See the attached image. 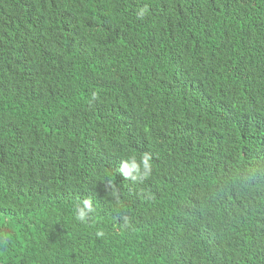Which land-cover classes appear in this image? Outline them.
Returning <instances> with one entry per match:
<instances>
[{
  "label": "trees",
  "instance_id": "obj_1",
  "mask_svg": "<svg viewBox=\"0 0 264 264\" xmlns=\"http://www.w3.org/2000/svg\"><path fill=\"white\" fill-rule=\"evenodd\" d=\"M46 2L0 0V264H264V0Z\"/></svg>",
  "mask_w": 264,
  "mask_h": 264
},
{
  "label": "clouds",
  "instance_id": "obj_2",
  "mask_svg": "<svg viewBox=\"0 0 264 264\" xmlns=\"http://www.w3.org/2000/svg\"><path fill=\"white\" fill-rule=\"evenodd\" d=\"M62 3V0H61ZM58 4V0H47V13L48 19L52 16L55 6ZM259 137L264 141V132L259 134ZM153 169L152 156L148 152H144L142 155L137 157L136 155H130L126 159H122L120 166L115 170L122 174L127 179L131 177L133 180L148 177ZM113 195L117 196L115 189ZM95 211L92 200L84 199L79 202L75 207V217L81 222L85 223L91 218V215Z\"/></svg>",
  "mask_w": 264,
  "mask_h": 264
},
{
  "label": "bare ground",
  "instance_id": "obj_3",
  "mask_svg": "<svg viewBox=\"0 0 264 264\" xmlns=\"http://www.w3.org/2000/svg\"><path fill=\"white\" fill-rule=\"evenodd\" d=\"M108 217V216H107ZM104 218V217H103Z\"/></svg>",
  "mask_w": 264,
  "mask_h": 264
}]
</instances>
